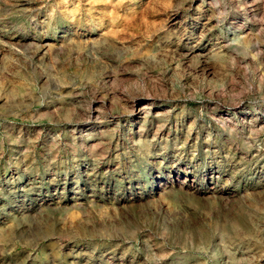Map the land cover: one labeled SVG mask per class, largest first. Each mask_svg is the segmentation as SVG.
Here are the masks:
<instances>
[{"label":"rangeland","instance_id":"rangeland-1","mask_svg":"<svg viewBox=\"0 0 264 264\" xmlns=\"http://www.w3.org/2000/svg\"><path fill=\"white\" fill-rule=\"evenodd\" d=\"M0 264H264V0H0Z\"/></svg>","mask_w":264,"mask_h":264}]
</instances>
